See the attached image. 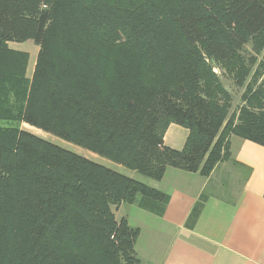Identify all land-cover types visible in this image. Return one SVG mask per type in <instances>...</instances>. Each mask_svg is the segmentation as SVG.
Wrapping results in <instances>:
<instances>
[{
    "label": "trees",
    "instance_id": "trees-1",
    "mask_svg": "<svg viewBox=\"0 0 264 264\" xmlns=\"http://www.w3.org/2000/svg\"><path fill=\"white\" fill-rule=\"evenodd\" d=\"M195 7L0 0V264H141L139 228L114 211L161 217L169 202L21 124L152 182L169 168L207 179L231 159V137L264 146V0H229V25ZM28 40L39 48L29 77V54L9 47ZM213 64L243 89L235 109ZM170 125L188 132L181 150L164 145Z\"/></svg>",
    "mask_w": 264,
    "mask_h": 264
},
{
    "label": "crops",
    "instance_id": "crops-1",
    "mask_svg": "<svg viewBox=\"0 0 264 264\" xmlns=\"http://www.w3.org/2000/svg\"><path fill=\"white\" fill-rule=\"evenodd\" d=\"M13 44L9 47L17 50ZM187 134L170 125L164 145L181 150ZM230 155L229 168L239 171L230 199L209 193L200 203L209 182L197 173L167 169L160 182H148L167 194L169 202L161 217L152 215L137 227L135 248L146 235L141 255L136 252L141 264H264V146L230 139ZM198 204L197 219L188 228L186 221Z\"/></svg>",
    "mask_w": 264,
    "mask_h": 264
},
{
    "label": "rangeland",
    "instance_id": "rangeland-1",
    "mask_svg": "<svg viewBox=\"0 0 264 264\" xmlns=\"http://www.w3.org/2000/svg\"><path fill=\"white\" fill-rule=\"evenodd\" d=\"M188 1V0H187ZM193 1V0H189ZM229 2V0H217L215 3H213L211 0H194V3L197 7L196 11L200 14H209L212 16H216L218 18L222 17L224 19H222V21H224V23H226L227 25H229L230 20L227 18V16L224 15V9L225 6L227 5V3ZM224 15V17H223ZM226 18V19H225ZM233 26V24H232ZM14 47L17 50H21V51H25L29 54V61H28V68H27V76L29 77L31 75V72L33 70L34 67V63H35V59H36V55L38 53V47L31 41L28 40L22 44H13ZM252 45H254V40H252L251 38H249V44L245 47L246 52H251L252 53ZM264 51V48H263ZM262 51V52H263ZM259 59H261L260 57H258ZM214 65V64H213ZM213 71L219 76L223 86L229 91V93L232 96V106L233 109H235L236 107H238L240 105V96L243 93V89L242 88H238L234 85L233 81L231 78L227 77L226 74H224V70H221L217 67V65H214ZM0 127L1 128H6L8 127V123L4 122V121H0ZM21 129L26 130L27 132H30L31 134H34L38 137H41L47 141H50L51 143L60 146L68 151H71L73 153H76L78 155H81L83 157H88L90 160L105 166L113 171H116L120 174H123L125 176H130L131 178L143 182V183H148V182H152L149 181L148 179L140 176L139 174L132 172L130 170H127L126 168L116 165L104 158H100L97 157L89 152H87L86 150H83L81 148H78L72 144L66 143L58 138H55L53 136L44 134L26 124H21L20 126ZM231 139H237L235 137H231ZM230 161V160H229ZM223 162L221 164H218L215 169L212 171V173L210 174V176L207 178L208 179V186L205 188L207 190H209L210 193L218 195V196H222L223 198L226 199H230L233 198L235 192H236V182H237V176H235V174L237 173V175L239 174L238 172H233L231 170V167L229 168V164L228 162ZM226 164V165H224ZM171 169V168H169ZM230 172L233 174L232 179L230 178L229 180V175L227 174V172ZM211 190V191H210ZM117 220H119L122 217L127 218L128 223L133 226V227H139L141 226V224L146 223V221L148 220L149 217H152V215L139 210L138 208H136L135 206H126L123 205L121 207L118 208V211H114ZM146 234V232H145ZM145 241H146V235H143L142 238L139 240L135 250L138 254V256L141 255V250L143 248H145ZM144 252H146V250H144ZM142 256H144L142 254Z\"/></svg>",
    "mask_w": 264,
    "mask_h": 264
}]
</instances>
